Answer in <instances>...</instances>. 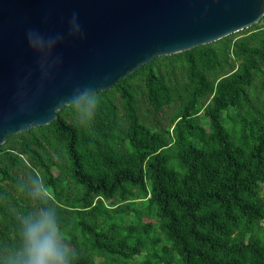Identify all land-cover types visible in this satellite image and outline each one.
I'll return each mask as SVG.
<instances>
[{"label": "trees", "instance_id": "1", "mask_svg": "<svg viewBox=\"0 0 264 264\" xmlns=\"http://www.w3.org/2000/svg\"><path fill=\"white\" fill-rule=\"evenodd\" d=\"M95 95L88 127L66 105L0 145V244L35 172L78 264H264V17Z\"/></svg>", "mask_w": 264, "mask_h": 264}, {"label": "water", "instance_id": "2", "mask_svg": "<svg viewBox=\"0 0 264 264\" xmlns=\"http://www.w3.org/2000/svg\"><path fill=\"white\" fill-rule=\"evenodd\" d=\"M78 13L83 40L68 35ZM264 0H0V145L47 125L75 88L106 90L157 56L219 40L258 23ZM29 29L63 32L61 62L45 78Z\"/></svg>", "mask_w": 264, "mask_h": 264}, {"label": "clouds", "instance_id": "3", "mask_svg": "<svg viewBox=\"0 0 264 264\" xmlns=\"http://www.w3.org/2000/svg\"><path fill=\"white\" fill-rule=\"evenodd\" d=\"M68 35L76 40L85 38L76 12L70 18ZM25 38L46 78L61 62L58 49L64 43L65 34L29 29ZM67 102L72 105L74 118L80 126L86 128L95 120L100 99L91 88H75ZM17 188L32 207L29 211L16 213V240L11 244H0V264H78L79 251L66 238L64 224L51 201L46 182L32 172L20 179Z\"/></svg>", "mask_w": 264, "mask_h": 264}]
</instances>
